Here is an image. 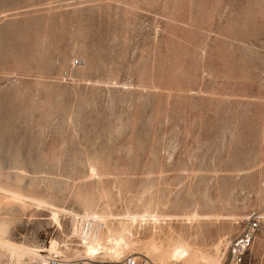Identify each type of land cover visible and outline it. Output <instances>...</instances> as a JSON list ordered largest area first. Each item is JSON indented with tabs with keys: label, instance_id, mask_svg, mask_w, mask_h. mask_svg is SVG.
<instances>
[{
	"label": "rangeland",
	"instance_id": "1",
	"mask_svg": "<svg viewBox=\"0 0 264 264\" xmlns=\"http://www.w3.org/2000/svg\"><path fill=\"white\" fill-rule=\"evenodd\" d=\"M0 175L33 198L0 192L15 243L76 244L70 211L216 214L173 237L223 259L264 214V0H0Z\"/></svg>",
	"mask_w": 264,
	"mask_h": 264
},
{
	"label": "bare ground",
	"instance_id": "2",
	"mask_svg": "<svg viewBox=\"0 0 264 264\" xmlns=\"http://www.w3.org/2000/svg\"><path fill=\"white\" fill-rule=\"evenodd\" d=\"M241 161L243 160L241 159ZM0 192L2 193V200L13 201L16 204H20V206L24 205L26 200L33 201V198L25 196L18 190H13L9 187L4 188L0 186ZM188 193L190 192L188 191ZM35 201L33 203H35ZM10 203L11 202L8 204ZM36 203L39 204L38 201ZM59 213L66 214L63 210H52L51 218L53 220L52 223L55 222L56 226L61 229V224L58 218L60 215H63H59ZM67 214L72 223H70L72 225L70 238H75L74 242H76V244H69L67 242L60 243L56 240H51L49 246L44 249H40L41 247L39 248L31 244L24 245L23 243L18 244L13 242L9 236H7L8 230L6 229V226L3 222H0V264H46L50 260L57 262V264H78L77 261H80V264H88L90 260L94 259L108 260L113 264H123L122 260L127 256H133L135 258L144 256L150 259L154 264H222V257L220 258L218 249H216L217 251L215 250V255H207L208 253L205 254L203 250L201 251L186 243L179 234L173 237V234L175 233L173 229L174 226L185 225L190 227L193 223L204 220H220L222 217L216 214H158L146 210L136 214L127 213L122 217L95 212H85L83 215H78L70 211V213L68 212ZM228 217L223 218H231L230 216ZM235 218L233 217L232 219ZM262 218V222H264V214ZM163 226L167 227L168 235L163 233ZM139 227H146L148 229L150 236H148L146 241H140L134 237L133 230H136ZM223 243L227 245V242L222 241L220 243L218 242V247L223 245ZM218 247L216 246V248Z\"/></svg>",
	"mask_w": 264,
	"mask_h": 264
},
{
	"label": "built area",
	"instance_id": "3",
	"mask_svg": "<svg viewBox=\"0 0 264 264\" xmlns=\"http://www.w3.org/2000/svg\"><path fill=\"white\" fill-rule=\"evenodd\" d=\"M81 61L76 59L73 61V66L79 67ZM262 217L261 215L254 213L247 219L242 221L239 225L240 230L237 235L234 236L226 248L222 264H251L250 251L255 238L256 233L260 229ZM80 264V261H77ZM123 264H154L150 259L144 256L137 258L133 256H127L122 260ZM46 264H57V262L50 260ZM88 264H113L111 261L94 259L90 260Z\"/></svg>",
	"mask_w": 264,
	"mask_h": 264
}]
</instances>
